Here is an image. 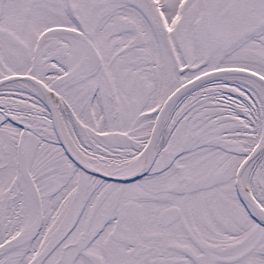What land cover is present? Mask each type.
<instances>
[{
    "label": "snow or ice",
    "instance_id": "snow-or-ice-1",
    "mask_svg": "<svg viewBox=\"0 0 264 264\" xmlns=\"http://www.w3.org/2000/svg\"><path fill=\"white\" fill-rule=\"evenodd\" d=\"M0 264H264V0H0Z\"/></svg>",
    "mask_w": 264,
    "mask_h": 264
}]
</instances>
